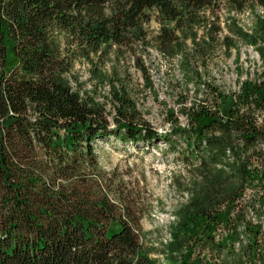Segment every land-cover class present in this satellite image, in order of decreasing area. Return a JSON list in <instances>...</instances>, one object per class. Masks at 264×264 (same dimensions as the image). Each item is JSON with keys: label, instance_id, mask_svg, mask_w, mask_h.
<instances>
[{"label": "trees", "instance_id": "obj_1", "mask_svg": "<svg viewBox=\"0 0 264 264\" xmlns=\"http://www.w3.org/2000/svg\"><path fill=\"white\" fill-rule=\"evenodd\" d=\"M225 6L250 11L253 25L241 26L235 16L233 36L221 44L238 53L240 43L252 46L264 63V0H225ZM221 7L220 0H0V264H157L139 222L102 183L96 144L111 138L124 145L183 142L187 157L198 159L200 180L173 232L172 246L182 252L176 264H203L199 247L264 264V169L252 167L253 154L264 155L258 150L264 149V71L226 91L186 61V82L199 78L209 98L185 110L187 126L169 112L173 134L142 116L124 81L97 77L110 85L112 120L106 103L72 83L70 53L90 56L145 41L144 25L153 18L165 55L191 48L208 57L221 28L211 25L204 39L199 31ZM256 181L262 223L236 212L235 198Z\"/></svg>", "mask_w": 264, "mask_h": 264}, {"label": "rangeland", "instance_id": "obj_2", "mask_svg": "<svg viewBox=\"0 0 264 264\" xmlns=\"http://www.w3.org/2000/svg\"><path fill=\"white\" fill-rule=\"evenodd\" d=\"M220 1L221 9L210 15L206 28L199 31V36L204 39L211 25L221 28L217 34L220 43L208 57L191 48L175 57L165 55L156 43L160 26L153 18L144 25L147 32L145 41L108 46L105 51L90 56L70 53L69 58L73 60L72 83L82 85L106 103L112 120L116 109L110 103L113 98L110 85L98 82L97 77L102 72L113 80L124 81L129 85L142 116L159 132L173 134L169 112H173L181 126H187L185 110L197 101L209 98L208 85L199 82V78L194 76L192 81L186 82V61L199 69L203 81L226 91H238L241 81L257 79L264 71L263 60L252 46L240 43L238 53L235 48L227 50L221 44L225 36H233L230 29L234 26L235 16L241 26L250 29L253 20L250 11L236 14L225 6V0ZM69 49L65 52L69 53ZM147 77L152 80V85H149ZM111 124L114 127L113 121ZM262 148L259 146L258 150L264 153ZM96 152L107 178L102 182L104 188L111 191L110 197L120 210L130 213L139 222L141 239L150 256L156 259L157 264L181 262L182 252L172 246L173 232L181 207L190 200L200 180L198 159L187 157L191 154L185 151L183 142L169 146L165 140L150 145L143 142L124 145L114 138L98 140ZM252 167L264 169V155L258 156L255 152ZM260 188L256 181L252 186L243 187L242 196L235 198L236 212L244 213L246 221L262 223L257 211ZM197 253H201L203 264H248L240 260L237 251L213 254L209 249L203 251L199 247Z\"/></svg>", "mask_w": 264, "mask_h": 264}]
</instances>
